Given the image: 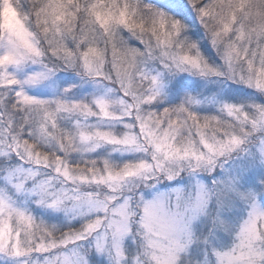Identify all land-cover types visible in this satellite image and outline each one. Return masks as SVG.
<instances>
[{
	"label": "snow or ice",
	"instance_id": "snow-or-ice-1",
	"mask_svg": "<svg viewBox=\"0 0 264 264\" xmlns=\"http://www.w3.org/2000/svg\"><path fill=\"white\" fill-rule=\"evenodd\" d=\"M188 4L220 63L146 0H0V264H264V103L158 107L184 73L264 97V0Z\"/></svg>",
	"mask_w": 264,
	"mask_h": 264
},
{
	"label": "rangeland",
	"instance_id": "rangeland-1",
	"mask_svg": "<svg viewBox=\"0 0 264 264\" xmlns=\"http://www.w3.org/2000/svg\"><path fill=\"white\" fill-rule=\"evenodd\" d=\"M186 2L188 4V0ZM161 4H164L165 8L161 7ZM179 4L180 0H158L157 5L155 6L166 13H170L178 18H181L177 14V11L181 10ZM190 10L192 17L194 18L193 21H190L187 18H181L190 25V32L188 34L192 37V39L199 40L200 46L201 44H203L204 46L208 44V46L204 49L201 46V51L207 57H210V61L220 63L219 57H217L215 51L212 49L211 45L204 37V30L199 24L198 19H196V14L192 10L191 6ZM182 12H185V10ZM193 30H197L198 34H195ZM124 34L125 36L128 35L127 32H125ZM132 43L138 47H142V45H140L138 41L133 40ZM70 82H77L74 74L71 72H62L59 74L55 81L49 82L46 86L30 88L29 91L33 95L50 97L59 94V89ZM177 82H179L178 86L173 87V85H177ZM94 88V85H85L83 88L76 90L75 96L79 98L85 94L92 92ZM98 91L100 93H103L105 90L103 88H100ZM185 93H192L193 95L199 94L201 98L215 97L217 103L223 100H227L233 103H245L255 100L257 102L264 103V97H261L258 93L255 92V90L247 88L244 85L226 81L222 78H213L211 80H207L199 76L184 73L171 79V84L167 89V95L159 103L158 107L162 109L163 107L180 103ZM199 110L203 114H212L215 113L217 109L214 104L205 103L200 107ZM33 210L38 216L46 215L43 209L35 208V206H33ZM241 215H243V213ZM225 243L229 244L231 243V240H226ZM95 259L102 264L103 257L97 256L95 257Z\"/></svg>",
	"mask_w": 264,
	"mask_h": 264
},
{
	"label": "trees",
	"instance_id": "trees-1",
	"mask_svg": "<svg viewBox=\"0 0 264 264\" xmlns=\"http://www.w3.org/2000/svg\"><path fill=\"white\" fill-rule=\"evenodd\" d=\"M187 1V0H186ZM185 0H180V9L179 11H177V14L181 15V18H187L189 19L190 21H193V17L189 14H187V12L185 13H182V11L186 10V9H189L190 6L187 4ZM147 3H150V4H153V5H157L158 3V0H146ZM195 33H197V30H194ZM198 34V33H197ZM208 46V44L205 46V48Z\"/></svg>",
	"mask_w": 264,
	"mask_h": 264
},
{
	"label": "clouds",
	"instance_id": "clouds-1",
	"mask_svg": "<svg viewBox=\"0 0 264 264\" xmlns=\"http://www.w3.org/2000/svg\"><path fill=\"white\" fill-rule=\"evenodd\" d=\"M8 15H9V18H11V14H10V13H8Z\"/></svg>",
	"mask_w": 264,
	"mask_h": 264
}]
</instances>
